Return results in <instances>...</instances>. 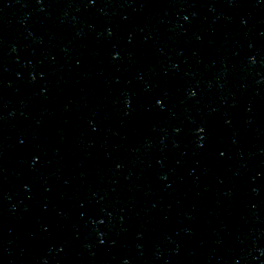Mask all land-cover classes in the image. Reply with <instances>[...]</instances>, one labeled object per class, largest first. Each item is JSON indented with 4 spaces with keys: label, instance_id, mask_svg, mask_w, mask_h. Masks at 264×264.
<instances>
[{
    "label": "water",
    "instance_id": "95a60500",
    "mask_svg": "<svg viewBox=\"0 0 264 264\" xmlns=\"http://www.w3.org/2000/svg\"><path fill=\"white\" fill-rule=\"evenodd\" d=\"M125 261L264 264V0H0V264Z\"/></svg>",
    "mask_w": 264,
    "mask_h": 264
},
{
    "label": "snow or ice",
    "instance_id": "6c2138e0",
    "mask_svg": "<svg viewBox=\"0 0 264 264\" xmlns=\"http://www.w3.org/2000/svg\"><path fill=\"white\" fill-rule=\"evenodd\" d=\"M157 103H160L159 101ZM201 131H203V129H201Z\"/></svg>",
    "mask_w": 264,
    "mask_h": 264
},
{
    "label": "clouds",
    "instance_id": "9594fccd",
    "mask_svg": "<svg viewBox=\"0 0 264 264\" xmlns=\"http://www.w3.org/2000/svg\"><path fill=\"white\" fill-rule=\"evenodd\" d=\"M125 264H127V262L125 261Z\"/></svg>",
    "mask_w": 264,
    "mask_h": 264
}]
</instances>
